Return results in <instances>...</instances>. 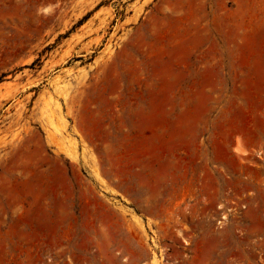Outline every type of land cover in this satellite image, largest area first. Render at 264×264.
Masks as SVG:
<instances>
[{
  "label": "rangeland",
  "instance_id": "obj_1",
  "mask_svg": "<svg viewBox=\"0 0 264 264\" xmlns=\"http://www.w3.org/2000/svg\"><path fill=\"white\" fill-rule=\"evenodd\" d=\"M152 255L264 264V0H0V264Z\"/></svg>",
  "mask_w": 264,
  "mask_h": 264
},
{
  "label": "bare ground",
  "instance_id": "obj_2",
  "mask_svg": "<svg viewBox=\"0 0 264 264\" xmlns=\"http://www.w3.org/2000/svg\"><path fill=\"white\" fill-rule=\"evenodd\" d=\"M240 154H243L244 155V153H240ZM158 256L159 255H155V256L152 255L151 256V259H150V264H160V259H158Z\"/></svg>",
  "mask_w": 264,
  "mask_h": 264
},
{
  "label": "trees",
  "instance_id": "obj_3",
  "mask_svg": "<svg viewBox=\"0 0 264 264\" xmlns=\"http://www.w3.org/2000/svg\"><path fill=\"white\" fill-rule=\"evenodd\" d=\"M86 18H87V17H84V18L79 22V25H80L81 22H83ZM50 48H51V47L46 48L45 51L49 50ZM35 65L39 66V59H37V60L32 64V66H35Z\"/></svg>",
  "mask_w": 264,
  "mask_h": 264
}]
</instances>
